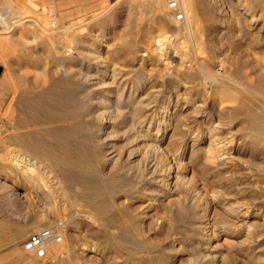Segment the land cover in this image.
I'll return each mask as SVG.
<instances>
[{
	"label": "rangeland",
	"instance_id": "rangeland-1",
	"mask_svg": "<svg viewBox=\"0 0 264 264\" xmlns=\"http://www.w3.org/2000/svg\"><path fill=\"white\" fill-rule=\"evenodd\" d=\"M120 1L105 0L98 8H93L90 0H0V17L3 18L0 26L4 31L0 37L11 40L0 44V84L5 87V93H0V193L12 203L21 205L26 215L33 216L34 229L29 237L43 229H55L62 237L61 242L49 245V253L45 258L26 253L34 264H264V240L257 241V236L264 233V138L250 133L249 119L245 113L252 102L261 105L264 102V39L261 38L264 34V0H194L200 12L196 39L177 30L185 25L186 18L184 22H172L169 10L167 20L149 17L136 29L141 13L139 2ZM26 15L46 28L76 26L75 31L80 33L84 41L82 47L86 53L92 52V59L81 62L92 64L93 102L94 95L98 96L103 89L104 72L109 75L106 82H124L127 91L138 89V99L143 97L147 100L151 92L157 90V98L162 106L171 97L170 111L177 110L174 115L178 116L179 122L169 129L160 147L167 155L170 152L168 162L172 164L171 175L174 177L170 181V188L186 208H170L163 198L154 205L141 197V188L149 186L153 189L155 185L150 183L148 177L141 179L136 176L142 169L130 170L124 154L131 147H139L136 159H140L144 151L143 143L137 140L128 144L126 128L116 123L128 117L129 113H125V117L120 120L115 112L112 115L105 108L99 110L111 114V122L118 134L107 137L109 139L105 141L94 135L93 130L89 138L82 127L80 131L76 129L68 133L70 146L86 153L84 157L76 153L72 158L73 162L69 164L72 179L69 182L61 178L59 170L65 161L56 155H45V150L41 148L36 152L40 156L34 155L32 160H40L39 164L43 162V169H40L49 188L36 178L31 181L36 182L37 189H30L26 185L25 179L29 173L25 172V167L16 165L13 158L19 146V151L24 154L20 143L14 139L15 135L41 130L43 139L55 144L60 131L44 129L54 126L59 128L63 123L58 119L49 122L47 118L53 116L46 115L44 101L37 104L40 118L45 117L41 119V124L23 128L15 123L20 115L16 108L18 91L23 88L36 91L47 89L52 82L60 79L59 67L51 58L52 47L44 45V41L36 37L33 30L27 31V25L15 27L16 21L26 18ZM209 15H214L213 19L215 16L219 18L213 20ZM253 18L255 24L251 23ZM3 24L8 28L6 31L11 30L9 34H5ZM153 46L158 48L153 50ZM68 49L74 51L70 46ZM183 56L187 62L190 61L189 64L193 62L190 69L180 66ZM81 62L77 61V67ZM165 63H168L169 68ZM196 69L206 79L185 75L190 70L197 72ZM75 72L67 76V81H73L79 87L80 80L76 78ZM242 72L247 77L243 81L239 80ZM177 101L179 105H176ZM215 101L222 103L220 108L214 109V115L220 116L222 122V136L235 140V148L243 150V153L236 154L241 159L232 171L224 170L235 185L233 189L228 186L227 178L223 181L216 179L217 166L215 168L214 164L210 176L206 175L209 167L205 158L207 140L204 122L209 117L206 115L210 111L207 105ZM197 106L198 110H194ZM173 132L175 135L172 136ZM171 136L170 141L168 139ZM101 148H106L113 155L122 153L118 164L101 160ZM218 182H222V185H217ZM66 186L70 190L68 193H65ZM84 188H92V193L93 190H104L92 208L82 205L76 198V194ZM65 197L67 200L63 199ZM222 201L236 203L234 205L240 202L241 206L251 210L252 217L242 218L225 210L220 204ZM192 203L199 205V209L195 211ZM90 213H98L101 222L98 223L93 215L91 218ZM196 213L197 219L205 223L204 226L208 225V228L197 227L194 221ZM249 227L255 233L254 239L247 236ZM261 243L263 248L259 245ZM92 246L95 252L89 253ZM54 249H62L64 254L55 255ZM86 255L90 256L89 259Z\"/></svg>",
	"mask_w": 264,
	"mask_h": 264
},
{
	"label": "bare ground",
	"instance_id": "bare-ground-1",
	"mask_svg": "<svg viewBox=\"0 0 264 264\" xmlns=\"http://www.w3.org/2000/svg\"><path fill=\"white\" fill-rule=\"evenodd\" d=\"M178 1H179L180 5H181L182 10L185 13L186 22H185V25L183 27H179L177 30L179 32L185 33V35L186 34L190 35L194 39L198 38L197 37L198 31L196 30L197 29L196 28V24H197V21L199 19V13L200 12L197 9V6L195 4L197 2L194 3V0H178ZM167 2H168V0H153V1L152 0H137L138 5L140 6L139 8H141L140 9L141 13L138 12V14L140 13V17L138 16L139 18L137 20L136 29H139L140 25L143 23V21L145 22V19H147L149 17H157V18H160L162 21L167 20L168 19L167 12L169 10ZM207 14H209V13L207 12L206 15ZM217 15H219V13ZM172 16L170 17L172 22L175 21V23H176V20H174V18ZM212 16H214V15H212ZM212 16H210V17H212ZM215 18H216V16H215ZM218 18H216V20ZM211 19H213V17ZM1 21H3V18L0 17V22ZM184 21H182V22H184ZM57 22H58V20H57ZM208 22H210V21L208 20ZM27 23H30V24H27ZM50 23H51V21H50ZM251 23L255 24L256 20L253 18L251 20ZM23 24L28 26V28H27L28 30L27 31L33 30L35 36L41 38V40L44 41V45L48 44V45H50L52 47V50H51L52 56H51V58H53L52 61L56 62L58 67H59L60 79H57L54 82H52V84H50V86L47 89L36 91L34 89H25V88H23L20 91H18L19 95L16 97L17 98V105L16 104L15 105H16V108L19 110L20 115H19L18 119L16 118L17 120H15V123H16V125L18 127H23V128L24 127L26 128L27 126H34V125H37L38 123L41 124L40 123L41 119L45 118V117L41 116L42 118H40L41 114H40V112L38 111V108H37V104L40 101H44L45 102V107L44 108H45V111H46V115H48L49 117L53 116V118L52 117H50V118L46 117L48 120H50L49 122H51V120L54 121V119H58V121L63 122V123H61L62 125L59 128H57V126L55 128V126H54V127H47V129H44V131H49V130L51 131V130H54V129L60 131L59 139L55 141V144H54V142L53 143L46 142L43 139V137H42L41 130H35V131L26 132V133H18V134L15 135L14 139L18 143H20V145L22 147V151H24V154H22V152L19 151L21 149L20 146H19V150H17V153L13 156V158L15 159L16 165H18L19 167H25L27 169V171H25V172L29 173V176H28V174H26L28 176V178L25 179L26 185H28V187L30 189H33V190L37 189L38 185L35 184L36 182L34 181L35 182L34 183V182L31 181V179H33V178L34 179L36 178L38 181L44 182V184L47 185L48 181L45 182L46 177L43 178V176H45V175H42L43 172L40 169L42 166H44L43 162H40L41 164H39L38 161H40V160H38V158H37L38 161H36V160L33 161L32 160V157L34 159V155L37 156L39 154V153L37 154L36 152L39 149H41V148L43 150H45V152H46L45 155H56L61 160L65 161L64 164L60 167L59 170H60L61 178L66 183L69 182L72 179L71 178V170L69 168V164L71 165V162H73L72 158L75 157L76 153H77L78 156H81V157L86 156V153H84V152L82 153V151L73 149L70 146L69 139H68V133L75 132L76 129H79V131H80L81 130L80 127H82V129L85 130V132H87V135L89 136V138L92 137V132L94 131L93 132L94 135H97L101 140H105L106 141V140L109 139V138L107 139V137H110L113 134H115V136H116V134H118V131H117V129H115V126L113 125V122H111L110 115L113 112H115V114L118 115L120 117V120H121V119H123V117H125L124 116L125 113H129L130 115L128 117H126L122 121L116 122V123L118 124V126H122V127L126 128V132L128 134V141H127V139H126V141L128 142V144L133 143V142H135L137 140L138 141H142V143H143L142 146L144 148V151L141 153L142 155L140 154L141 155L140 159H136V157L139 154L138 149H137L139 147H136V148H134V147L132 148L131 147V149L128 151V153L124 152L125 153L124 155L126 156V162H127V165H128L127 167L130 170L138 169L140 171V169H142L140 174L138 173V174H136V176H140L141 179L145 178V177H148V179L150 180V183L155 185L153 189H151L149 186L148 187L145 186V187L141 188V191H142L141 197H144V198L148 199L154 205H157V202L160 201V199L163 198V199L166 200L165 204L169 205L168 207H170V208H178L179 210H181L182 208H186L185 206H183L184 202L180 198L175 197L173 190L170 188V186L172 185V182H170V181H171L172 178H174L171 175V168H172L171 165L172 164L170 165V163L168 162L169 161L168 160V156H169L170 152L167 155L165 152H162V149L160 147V143L162 141H164L165 138H167L166 136H167V133L169 132V129L174 126L175 122H179L177 120L178 116H176V114L174 115V113L177 110H175L174 112L170 111L171 97H169V100L167 102H165V104L163 102L162 106H161L162 103H159L158 98H157V93H156V92H158L157 90H156V92H155V90H154V92H151V94L149 95L147 100H145L143 97H142V99H138L137 98L138 89H134V90L131 89L130 91H127V88H124V82L122 83L121 81L116 82L115 80H113V81L108 83V82H106L107 81L106 78L109 76L108 72L107 73L104 72V73H102V75H103L102 76L103 77V80H102L103 81V84H102L103 87L102 88L103 89L100 87L102 89V91L100 92V94L98 96L94 95L95 101L93 102L92 101V74H91L92 73V64L89 63V62L87 64L81 62V61H84L86 59L87 60L92 59V54H91L92 52L90 54L86 53V49L84 47H82V44H83L84 41L82 42V38L80 37V33L75 31V29H77L76 26L69 24L70 26H67V27L64 26V25H59L60 27L58 29H57V27H56V29H53L52 28L53 26H51V27L49 26L48 28H46L41 23H39L37 20L33 19L32 17L27 16L26 18H19L16 21V23H15V27L22 26ZM52 24H53V22H52ZM59 24H60V22H59ZM3 26H5V25L3 24ZM37 27H38V29H37ZM4 29H5V34H9L10 31H11V30L10 31H6V29H8V28H6V26H5ZM261 29H262V27H261ZM3 32L4 31H3V29H1V26H0V34H3ZM146 32H147V30H146ZM144 33H145V31H144ZM261 38L264 39V34H262ZM8 40H10V39H8ZM8 40H7V37L6 38L0 37V44L6 43ZM259 40H261V39H259ZM25 41H27V40H25ZM27 42H29V41H27ZM165 43H166V41H165ZM69 46H70V48H73L74 51L72 49L69 50L68 49ZM155 46H153L151 49H153V50L155 49L156 50L158 47L156 48ZM68 50L72 51V52H69ZM149 50H150V48H149ZM160 53H162V52H160ZM181 55H183V54H181ZM190 55L191 54H189V56ZM154 56H155V54H154ZM158 57H159V55H158ZM184 58H185L184 56L181 58L180 66L182 68H185V69L191 67V64L193 62L189 64L190 61L187 62ZM161 60H163V59H161ZM77 61L81 62L80 64L78 63L79 64L78 67L76 65ZM95 63L96 62H94V64ZM165 64H166V66H168L167 68H169L168 63H165ZM170 66H171V64H170ZM197 68H198V66H197ZM75 70H76V72H75L76 73V78L77 79L79 78L80 84H81V86H79V87L77 85H75L73 83V81H67V76L69 74H71ZM196 71L197 72H193V71L191 72V70H190L189 73L185 74V72H184V74L187 77L197 78V79H202V78L205 77V76H203L202 72L198 71V69H196ZM200 71H201V69H200ZM175 72H177V71H175ZM39 73H42V71L41 72L39 71ZM43 73H45V72H43ZM169 74H171V73H169ZM242 75H243V72L241 73V75H240L241 79H239V80L243 81L247 77L244 76V75L242 76ZM75 79H73V80H75ZM205 79H206V77H205ZM125 82H126V80H125ZM137 82H139V81H137ZM210 83H211V80H210ZM231 83H232V81H231ZM126 84H128V83H126ZM3 85L4 84H0V93L1 94L5 93V87ZM93 85H94V83H93ZM12 86H13V84H12ZM26 86L27 85H25V87ZM94 87H96V86H94ZM15 94H17V92ZM13 96H15V95H13ZM220 104H222V103H218V102L215 101L214 103L207 105V107L210 109V111L206 114L209 117L206 118L205 122H204L205 125H206L205 138L207 140V149L205 150V158H206V161H207V166L209 167V171L206 173V175H209L211 173L212 166L214 164L215 168L217 166V172H216L217 175H215L216 179L218 178L221 181H223V180H225L227 178L228 186L231 189H233L235 187V185H234V183H232V181H231L232 179H228V176H226V174H225L226 171H224V170L226 169L228 171V169H231V171H232V168L241 159V157L239 158L236 154L243 153V150H239V149L235 148V146H234V141L235 140L234 141L232 139L228 140L229 138L227 139L224 136H222V133H221V130H222L221 129V127H222L221 123L222 122L220 123V120H219L220 116L218 117V116L214 115V113H215L214 109L216 110V107L218 108ZM176 105H179L178 101H177ZM99 108L100 109L101 108L102 109L103 108L109 109L111 114H109V113L107 114L108 111L105 113V112L99 110ZM181 109H184V107H182ZM195 109L198 110V106L195 107L194 110ZM55 110L58 111V112L56 113ZM98 111H101V112L98 113ZM245 113H247L246 115H247V118L249 119V126H250V130H251L250 133L253 136H255V137L264 138V102H263L262 105L260 103H258V102H252L249 105V108L247 109V111ZM214 117H216V118L214 119ZM44 121H46V120H44ZM175 126H177V123H176ZM180 127H182V126H180ZM189 131H191V130H189ZM174 132L172 133V136H173ZM172 136L168 140L171 141ZM170 141L169 142L167 141L168 144L170 143ZM101 142H103V141H101ZM105 144H106V142H105ZM107 145H105V146L109 147L110 143L107 144ZM132 146H133V144H132ZM123 147H124V145H123ZM107 151L108 150L106 148L102 149V154L99 155L101 160L108 161V162L114 163V164H116V163L118 164V162L121 160L122 153L121 154L117 153L116 155H113L112 153H108ZM167 152H168V150H167ZM172 154H170V155H172ZM181 154H182V152H181ZM39 156L40 155H38V157ZM5 157L7 158V156H5ZM42 169H43V167H42ZM81 170H82V168H81ZM231 171H228V172H231ZM25 172L23 171V173H25ZM209 176L207 178H209ZM62 179H61V181H62ZM80 180H81V178H80ZM80 180H78V181H80ZM82 181H81V183H82ZM186 183L187 182H185L184 184H186ZM211 183H213V181H211ZM78 184L81 185L80 182H78ZM217 185L221 186L222 182L221 183L218 182ZM47 187H48V185H47ZM50 188H52V187H50ZM238 188H239V186H238ZM64 189H65V193H68L70 191L69 187H67V186ZM238 190H240V189H238ZM102 192H100L97 189L96 191L93 190V193H92V188L91 189H85L84 188V189L80 190L79 193L76 194V198L82 203V205L92 208V205H93L94 201H96L99 198V196H101ZM107 193H108V191H107ZM63 199L67 200L66 197L63 198ZM69 201H71V200H69ZM55 203H56V201H55ZM220 204H223V206L225 207V210L232 211V212L236 213L237 216H239V217H242V218L252 217V215L250 214L251 210H248L249 208H247V207H245L243 205L241 206L240 202H239L240 206H238L239 205L238 203H237L238 205H234L236 203L232 204L230 201H225V202L220 203ZM191 206L194 207L193 208L194 210L195 209L196 210L199 209L198 208L199 205H197L195 203H192ZM87 210H89V209H87ZM194 210H193V213L196 211V210L195 211ZM184 211H185V209H184ZM92 215H93V217H95V219L98 221V223L101 222V219H99V217H97V216H99L98 213H96V214H94V213L91 214L90 213L91 218H92ZM162 217H163V215H162ZM197 218L198 217H197V213H196L195 217H194V219H195L194 221H195V224L197 225V227L199 229H205V228L209 227L208 225L204 226L205 223L201 222ZM180 229H183V228H180ZM141 232H142V230H141ZM248 235L250 237H252L253 239L255 238L254 237L255 233H253V231H252V229L250 227H249V231L247 233V236ZM257 237H258L257 241H263L264 240V233L260 234ZM259 245L261 247L262 243L259 244ZM57 248L58 247H56V249ZM261 248H263V247H261ZM59 249H57V250H59ZM63 249H64V247H63ZM61 250L60 251H56L55 250L56 252L54 254L55 255H61L62 253L64 254V252L61 251ZM88 251H89V253L95 252V247L92 246ZM261 251L262 250H259L258 252H261ZM48 253H49V248H48ZM251 253H252V251H251ZM252 254H254V251H253ZM202 255H203V253H202ZM86 256L89 259L90 256H88V255H86ZM85 260H86V258H85ZM199 262H200V260H199ZM259 262H261V260Z\"/></svg>",
	"mask_w": 264,
	"mask_h": 264
},
{
	"label": "crops",
	"instance_id": "crops-1",
	"mask_svg": "<svg viewBox=\"0 0 264 264\" xmlns=\"http://www.w3.org/2000/svg\"><path fill=\"white\" fill-rule=\"evenodd\" d=\"M105 0H90L98 8ZM34 229L32 215L0 193V264H34L23 243ZM22 249V250H21Z\"/></svg>",
	"mask_w": 264,
	"mask_h": 264
},
{
	"label": "built area",
	"instance_id": "built-area-1",
	"mask_svg": "<svg viewBox=\"0 0 264 264\" xmlns=\"http://www.w3.org/2000/svg\"><path fill=\"white\" fill-rule=\"evenodd\" d=\"M153 1V0H152ZM168 9L178 22L185 20V13L178 0H168ZM62 237L55 229H43L32 234L23 244L27 252L34 253L39 258H45L48 254L49 245L53 242H61Z\"/></svg>",
	"mask_w": 264,
	"mask_h": 264
},
{
	"label": "water",
	"instance_id": "water-1",
	"mask_svg": "<svg viewBox=\"0 0 264 264\" xmlns=\"http://www.w3.org/2000/svg\"><path fill=\"white\" fill-rule=\"evenodd\" d=\"M2 70H0V76H1Z\"/></svg>",
	"mask_w": 264,
	"mask_h": 264
}]
</instances>
